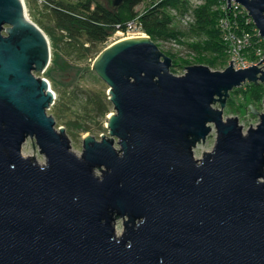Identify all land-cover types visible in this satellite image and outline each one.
Instances as JSON below:
<instances>
[{
  "label": "water",
  "instance_id": "95a60500",
  "mask_svg": "<svg viewBox=\"0 0 264 264\" xmlns=\"http://www.w3.org/2000/svg\"><path fill=\"white\" fill-rule=\"evenodd\" d=\"M233 1L264 37V0ZM50 60L23 0H0V264H264V112L249 105L260 122L246 132L223 112L232 90L264 83L263 60L176 75L149 35L111 43L92 65L109 135H87L81 155L48 112L55 93L36 73ZM28 138L44 164L24 155Z\"/></svg>",
  "mask_w": 264,
  "mask_h": 264
},
{
  "label": "rangeland",
  "instance_id": "374dc122",
  "mask_svg": "<svg viewBox=\"0 0 264 264\" xmlns=\"http://www.w3.org/2000/svg\"><path fill=\"white\" fill-rule=\"evenodd\" d=\"M99 1L111 9L122 7L116 8L113 6V0ZM202 3V0H190L189 13L187 12L185 15L173 9H166L165 12L173 18V27L179 31L188 32V27L193 23V19L188 17L191 14L190 8ZM154 4L155 2L151 0L141 2L135 8L137 17ZM28 15L45 32L51 46L49 66L44 72L36 73L37 76L46 78L50 83L51 89L56 93L55 101L48 112L54 116L57 128H65L73 150L78 155H81L83 152V140L87 135H93L98 140L101 139L102 135H109V128L107 127L108 115L114 112L113 105L109 100L108 84L92 69L96 56L105 47L117 40L148 34L137 26L128 32H122V30L113 32L109 40L104 44H93L87 40L85 35L79 37L69 35L67 37L51 20L50 13L35 6L31 0L30 7L28 6ZM154 42L162 52L173 57L170 56L173 60L171 71L176 75L184 74L187 70L185 66L206 65L212 70L220 71L230 64L227 59L223 65H213L217 56L195 50L191 46V43L194 42L192 37H179L178 39L170 40L156 39ZM209 60L211 63L208 62ZM246 84L238 87L240 88L239 91L232 90L230 92V96L223 108L225 118H239L244 132L251 127V124L253 127L257 126L260 122V114L264 112V99L258 102L253 101L247 91L248 87ZM250 104L260 114L252 112ZM214 107L221 108L220 102L214 103ZM106 108L108 112L103 116L102 112ZM247 111L251 121L248 118ZM211 126L212 131L205 142L203 143L202 141L194 147V155L197 159L201 158L204 152L212 151L216 144L217 129L214 124ZM116 146L120 147L118 143H116ZM23 153L25 156H34L37 161L43 162L41 164L46 161L34 139H27L23 146ZM95 173L101 176L100 170L97 169ZM115 226L117 235L121 236L124 230L123 219H117Z\"/></svg>",
  "mask_w": 264,
  "mask_h": 264
},
{
  "label": "trees",
  "instance_id": "16d2710c",
  "mask_svg": "<svg viewBox=\"0 0 264 264\" xmlns=\"http://www.w3.org/2000/svg\"><path fill=\"white\" fill-rule=\"evenodd\" d=\"M113 1V6L122 7L111 9L99 0L61 1L60 4L66 8V11L55 9L50 13V17L60 30H66L72 37L85 35L93 44L106 43L113 32L125 31L128 23L136 20L138 26L153 40L192 37L194 42L191 46L195 50L217 56L213 65H223L227 59L229 61L228 44L222 38L218 26L219 19L224 14L225 0H202V4L190 8L193 23L188 27V32H182L173 27V18L165 10L173 9L185 15L189 10L190 0H151L155 4L138 17L135 8L141 2L148 0H122L117 5ZM240 22L242 27L246 26L243 19H240ZM262 45L264 47V42ZM208 62L211 63L210 60ZM246 85L253 101L258 102L264 99V83H247ZM239 89L234 90L239 91ZM107 112L106 108L102 115L105 116Z\"/></svg>",
  "mask_w": 264,
  "mask_h": 264
},
{
  "label": "built area",
  "instance_id": "2783aa9c",
  "mask_svg": "<svg viewBox=\"0 0 264 264\" xmlns=\"http://www.w3.org/2000/svg\"><path fill=\"white\" fill-rule=\"evenodd\" d=\"M38 8L45 9L51 13L55 9L66 11V8L60 4L65 0H31ZM28 15V6L30 0H23ZM224 14L219 19V29L222 38L228 44L229 61H233L236 69L248 68L253 65L263 67L264 65V37L261 35L253 18L249 15L248 10L240 3L234 2L231 7L228 6L227 0L223 6ZM29 16V15H28ZM188 17L193 19L190 14ZM187 17V18H188ZM240 19H243L246 26H241ZM32 20V19H31ZM37 24V23H36ZM38 25V24H37ZM39 26V25H38ZM137 21L132 20L128 23L125 31H130L137 27ZM62 33L69 37L66 30L61 29ZM118 31V30H117ZM122 30V32H125Z\"/></svg>",
  "mask_w": 264,
  "mask_h": 264
},
{
  "label": "bare ground",
  "instance_id": "6f19581e",
  "mask_svg": "<svg viewBox=\"0 0 264 264\" xmlns=\"http://www.w3.org/2000/svg\"><path fill=\"white\" fill-rule=\"evenodd\" d=\"M55 95H56V93H55ZM40 163H43L42 161H39Z\"/></svg>",
  "mask_w": 264,
  "mask_h": 264
}]
</instances>
